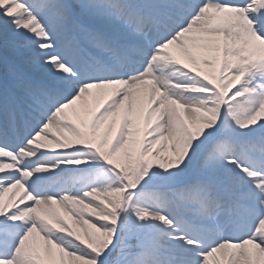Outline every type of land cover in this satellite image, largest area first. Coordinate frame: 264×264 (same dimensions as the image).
<instances>
[{
  "label": "snow or ice",
  "instance_id": "6c2138e0",
  "mask_svg": "<svg viewBox=\"0 0 264 264\" xmlns=\"http://www.w3.org/2000/svg\"><path fill=\"white\" fill-rule=\"evenodd\" d=\"M0 264H264V0H0Z\"/></svg>",
  "mask_w": 264,
  "mask_h": 264
}]
</instances>
